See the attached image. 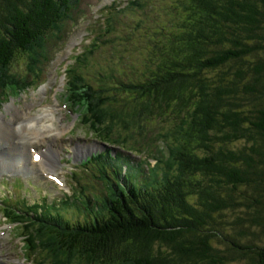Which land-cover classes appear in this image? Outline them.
<instances>
[{"label":"trees","instance_id":"trees-1","mask_svg":"<svg viewBox=\"0 0 264 264\" xmlns=\"http://www.w3.org/2000/svg\"><path fill=\"white\" fill-rule=\"evenodd\" d=\"M72 2L0 0V72L50 36L62 41ZM176 3L180 32L152 40L140 79L110 69L100 76L108 85L66 88L70 105L103 129L106 93L142 96L151 117L168 112L174 127L159 135H174L176 169L146 174L135 163V176H123L107 150L98 163L112 161L123 184L98 188L87 219L47 217L35 235L50 234L51 264L76 254L88 264H264V0ZM6 91L4 79L0 106Z\"/></svg>","mask_w":264,"mask_h":264},{"label":"rangeland","instance_id":"rangeland-1","mask_svg":"<svg viewBox=\"0 0 264 264\" xmlns=\"http://www.w3.org/2000/svg\"><path fill=\"white\" fill-rule=\"evenodd\" d=\"M152 4L155 5L154 8ZM175 4L176 0H139L134 3L131 0H73L72 14L65 22L66 27L63 29L65 38L62 41L50 36L45 45H40V48L35 50L34 47H30L26 55L19 57L7 72H0V81L5 79L7 88L4 96L7 93L15 95L10 96L11 98L4 97L0 107V132L4 131L0 138L5 140L0 141V159L4 155L10 158L9 161L15 162L18 156L29 157L30 147L37 148L35 150L41 146L48 147L47 143L32 139L34 137V134L31 136L32 127L29 129L20 127V122L27 120L31 115L39 114L42 111L41 106L46 104L52 106L51 109L56 115L54 136L52 135V139L48 138L50 144L59 149L57 154L52 155L54 158H57L56 155L60 157V154L68 155L65 150L70 149L72 144L80 145L81 149L86 147L88 150H92L93 147L103 149L109 146L115 153L117 151L127 153L134 156V159L137 156L147 162L148 156L153 166L151 171L154 173L159 172L162 176L173 173L176 168L171 161L175 159L178 143L174 135L169 134L174 124L168 112H165L166 115L151 117L148 101L146 102L142 96L136 97L127 92L128 94L122 93L115 97L106 93L105 102L113 101L115 104L102 107L106 115L104 123L111 124V127L105 126L104 136L101 135V138L107 140L104 142L100 140V135L99 139L93 136L92 125L81 121L77 123V115L65 106L59 92L64 91L66 84L76 88H80L81 83L86 84V88L91 84L96 89L98 80H103L100 79L101 74L110 72L108 69L110 66L115 71L118 69L127 80L140 79V73L146 72L144 62L152 40L158 38L164 41V38L168 39L166 36H169L171 31L180 32L178 27L172 28V22L178 17V14H174ZM123 6L131 7L125 9ZM177 11L179 14L182 13L180 7ZM161 24L166 28L164 29ZM41 42L40 40L37 44ZM77 54L80 55L73 60V56ZM137 71L138 74H133ZM28 85L29 90L25 93V87ZM108 91L112 93L114 89L108 87ZM131 97L135 98L134 102L130 101ZM123 105H128V108L122 113L120 107ZM81 116L84 119L89 115L82 112ZM75 124L76 127L73 129ZM167 127H170L169 132L165 136L159 135ZM76 160L78 161V158ZM54 161L56 162L55 159ZM77 161L73 160V163L64 165L59 161L50 164L49 166L55 165L54 172L44 170L42 174L38 171L43 175L40 176L39 173L40 178L35 169L37 166L32 165L34 163L28 169L23 167V174L29 177L16 173L10 174L9 177L5 172L9 173L12 170L7 169L10 162L0 165V264H51V260L56 261L55 252H52L55 256L46 254L49 245L47 247L45 240L50 234L42 238L28 229L25 236L34 254L27 253L25 258L24 251H27L29 246L22 243V237L19 236L21 232L24 233L22 227L12 230V226L4 225L2 221H5L7 215L6 205L11 204H17L24 213L36 211L40 213L44 210L46 215L55 212L67 216L68 212H72L75 217L87 219L84 205L89 204L86 197L81 194L87 195L86 190L93 187L97 190L101 185L96 177L91 178L85 174L84 167L80 169L75 164ZM117 162L124 168L128 166L130 175L135 172L134 163L127 157L120 156ZM39 164L40 168L44 167V163ZM50 174H57L63 183L58 184L49 177ZM115 178L117 177L111 168L109 174L103 177L106 181ZM62 193L75 195L77 200L74 201L72 198V203L77 204L81 211L71 210L63 203L62 198L54 196ZM9 217L14 221L19 220L11 215ZM5 223L11 222L6 219ZM80 256L78 254L71 256L68 264H88Z\"/></svg>","mask_w":264,"mask_h":264},{"label":"bare ground","instance_id":"bare-ground-1","mask_svg":"<svg viewBox=\"0 0 264 264\" xmlns=\"http://www.w3.org/2000/svg\"><path fill=\"white\" fill-rule=\"evenodd\" d=\"M108 69L110 70V69H113V68L110 66ZM97 72L100 73V71H97ZM95 80H98V79H95ZM45 87H46V85H44V88ZM59 94H60V92H59ZM51 108H52V106H48V105L44 104L43 106H41V110L42 111L39 114H36L34 116L31 115L27 120H23L22 122H20L21 123L20 127H22L23 129H27V128L29 129L30 127H32V132L33 133L31 132V136H32V134H34V137H32V139L35 138L36 140H39V142L42 141L44 143L50 144L48 138L52 139V137L54 136L53 131L56 129L55 124H54V120H56V115L52 111ZM5 121H7V120H2V122H5ZM3 132H0V134H2ZM1 140H4V139L0 138V141ZM42 148L46 149V147H42ZM47 152L48 151H46V153ZM46 153L40 152L39 161H41V163L43 161V158L45 160V156L44 155H47ZM35 154H38V153L35 152ZM50 156H51V154H50ZM12 166H13L15 171H22L23 170V168L20 167L18 164H13ZM50 169H52V168H50ZM126 175L128 176L129 173H127ZM67 210L68 209H66V212H67ZM39 262H40V260H39Z\"/></svg>","mask_w":264,"mask_h":264}]
</instances>
